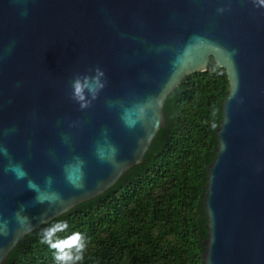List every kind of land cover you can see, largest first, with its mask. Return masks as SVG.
Here are the masks:
<instances>
[{
	"label": "water",
	"instance_id": "water-1",
	"mask_svg": "<svg viewBox=\"0 0 264 264\" xmlns=\"http://www.w3.org/2000/svg\"><path fill=\"white\" fill-rule=\"evenodd\" d=\"M221 7L226 11L218 13ZM211 58L226 70L230 89L207 166L202 261L264 264V6L258 0H0V145L41 187L53 177L63 198L35 204L37 193L5 171L8 159L0 156V220L9 221L0 264L26 235L143 163L167 123L169 95L188 75L207 71ZM96 66L108 83L82 111L69 99V84ZM120 104L143 107L135 127H125ZM108 144L118 153L114 162H101L96 149L108 154ZM75 156L85 161L81 190L65 180L64 165ZM21 206L31 228L14 218Z\"/></svg>",
	"mask_w": 264,
	"mask_h": 264
},
{
	"label": "trees",
	"instance_id": "trees-1",
	"mask_svg": "<svg viewBox=\"0 0 264 264\" xmlns=\"http://www.w3.org/2000/svg\"><path fill=\"white\" fill-rule=\"evenodd\" d=\"M229 89L226 70L211 58L207 71L188 75L169 95L167 123L143 163L51 221L68 223L61 237L78 231L89 240L81 264H203L207 166ZM48 224L26 235L4 264H54L52 250L40 243Z\"/></svg>",
	"mask_w": 264,
	"mask_h": 264
},
{
	"label": "clouds",
	"instance_id": "clouds-1",
	"mask_svg": "<svg viewBox=\"0 0 264 264\" xmlns=\"http://www.w3.org/2000/svg\"><path fill=\"white\" fill-rule=\"evenodd\" d=\"M260 6H264V0H258ZM226 9L221 7L217 9L218 13L225 12ZM27 15V13H22ZM11 46L9 47V51ZM108 81L105 71L100 67L89 68L88 74L76 73L73 75L69 84L70 92L69 99L79 105L80 110H86L93 106V102L99 98L101 91L106 87ZM116 105L109 101L108 107L112 108ZM123 109L121 120L126 128H133L143 115V107L140 105L133 108H126L123 104L119 105ZM136 114V118H133V114ZM79 121L73 122L70 127H75ZM9 132H14L15 129H9ZM102 134L107 137V129L102 130ZM64 142L68 143L69 138L63 137ZM118 153V149L115 145L108 144V154L105 153L103 147L98 146L96 149V155L101 162H114ZM0 156L8 159V164L4 169L7 172H11L18 180H26V187L34 190L37 193L35 198V204L47 202L49 205H55L63 202V198L60 193L53 190L52 185L54 183L53 177L46 176L44 178V187H41L34 180L28 177V173L24 170L23 165L18 162H14L6 147L0 145ZM84 167L85 161L79 156L73 157V161L64 165L65 180L75 189L81 190L85 187L84 183ZM34 204V205H35ZM25 207L21 208L14 213V218L17 223H27L29 228L32 227L31 221L27 216L22 215ZM41 223H47L42 215L40 217ZM48 224V223H47ZM9 221L0 220V236H7L9 234ZM69 225L66 221L56 220L48 224L40 231V243L47 245L52 250L54 264H81L84 259L89 240L78 231H74L66 236H59V233L66 232Z\"/></svg>",
	"mask_w": 264,
	"mask_h": 264
}]
</instances>
